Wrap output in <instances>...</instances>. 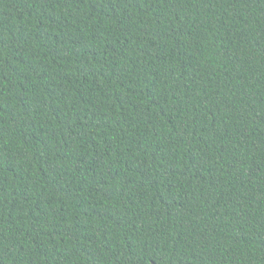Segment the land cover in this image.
<instances>
[{
  "label": "trees",
  "instance_id": "obj_1",
  "mask_svg": "<svg viewBox=\"0 0 264 264\" xmlns=\"http://www.w3.org/2000/svg\"><path fill=\"white\" fill-rule=\"evenodd\" d=\"M0 264H264V0H0Z\"/></svg>",
  "mask_w": 264,
  "mask_h": 264
}]
</instances>
